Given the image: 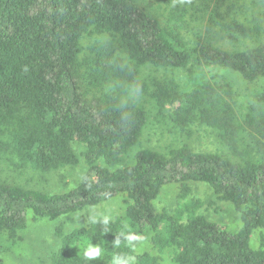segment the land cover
I'll return each instance as SVG.
<instances>
[{
  "label": "trees",
  "instance_id": "1",
  "mask_svg": "<svg viewBox=\"0 0 264 264\" xmlns=\"http://www.w3.org/2000/svg\"><path fill=\"white\" fill-rule=\"evenodd\" d=\"M212 1H176L160 19L137 0H0V149L21 163L16 167L42 178L78 162L76 143L87 164L79 183L64 192L0 181V264H8L1 254L30 223L118 196L125 209L107 233L91 221L65 235L56 227L63 238L50 264H113L117 254L131 264H264V236L250 244L264 229V84L239 117L235 93L222 77L189 76L181 84L174 76L191 63L264 82V41L228 51L206 33L184 35L191 20L199 24L205 14L225 33L249 38L262 30L259 19L251 26L235 21L238 0ZM148 67L163 73L145 77ZM145 99L176 129L209 127L235 157L183 144L138 149L121 165L147 125ZM192 182L233 204L238 230L199 213L202 201L187 198ZM171 184L182 202L173 213L156 210L162 187ZM125 224L140 241L152 231L150 243L167 261L137 252L139 243L113 246ZM85 239L101 246V258L83 257Z\"/></svg>",
  "mask_w": 264,
  "mask_h": 264
},
{
  "label": "rangeland",
  "instance_id": "2",
  "mask_svg": "<svg viewBox=\"0 0 264 264\" xmlns=\"http://www.w3.org/2000/svg\"><path fill=\"white\" fill-rule=\"evenodd\" d=\"M137 1L149 13L158 16L160 19H163L167 15L168 6L171 3H175L176 1L181 2V0ZM213 2H216V0ZM240 3L242 6H240ZM233 6L235 7V14L241 13L240 16L235 18V21L246 26H251L254 24V21L259 19L263 27L262 32L260 31L258 34L253 33L252 37L249 38L240 36L241 34L238 33L240 31L225 33L218 26L213 25L212 22L209 23L207 21L208 14H205V17H203L199 24L191 20V23L183 31L184 35L189 38L192 37L195 34L193 29H195L199 33H206L212 43L228 51L242 50L255 45L257 41H264L263 3L260 0H238L237 3H233ZM161 73H163L161 70L148 67L144 71L143 74L145 75L143 76H157ZM214 75L222 77L234 91L239 117H241V113L246 111L247 105L253 101L257 92L264 84L263 80L248 82L239 73L229 69L210 66L198 67L191 63L177 71L174 76L179 83L184 84L189 76L196 78L197 76L211 77ZM148 101L145 99L140 102L147 112V125L142 131L137 144L122 158L121 165L129 162L138 149L153 148L155 150H166L183 144L189 145L195 151L219 152L229 157H235L233 151L225 146L215 135L216 132L209 127L192 125L185 130L176 129L170 123L160 120L156 108ZM74 148L78 155V162L73 166L51 171L45 175V178H42L31 168L16 167L21 163L9 151L0 149V181L48 193L67 191L79 183L87 169V164L83 157V146L76 143L74 144ZM189 186L191 191L187 198H198L202 201L203 205L199 209L201 215L230 230L236 231L239 229L241 226L240 213L231 202L217 198L211 188L205 183L192 182ZM181 202L182 199L179 196L178 186L171 184L162 187L154 204L158 211L164 209L169 213H173ZM124 209V198L123 196H118L102 201L97 205L85 207L80 211L65 214L55 221L43 220L37 223H30L21 232L20 241L14 245H7L6 250L1 256L8 264H50L51 254L61 246L63 238L61 235L55 233L56 227H60L61 234L65 235L74 229L87 227L91 221L90 216L93 210L97 213L115 217L120 215ZM259 233L264 236V229H258L251 235L250 244L252 247L257 246ZM151 234L152 231H149L146 236L141 238L137 252L149 250L152 254L161 256L163 261H167L166 254L160 255L152 247L149 239ZM102 264L106 263L103 262Z\"/></svg>",
  "mask_w": 264,
  "mask_h": 264
},
{
  "label": "clouds",
  "instance_id": "3",
  "mask_svg": "<svg viewBox=\"0 0 264 264\" xmlns=\"http://www.w3.org/2000/svg\"><path fill=\"white\" fill-rule=\"evenodd\" d=\"M90 220L93 224H100L102 226V233H107L108 225L115 222L114 217L108 214L97 213L95 210H93ZM115 236L116 238L113 241V246L115 247H119L122 242L129 247H135L136 244L140 242V237L134 234L126 224L120 229L118 234H115ZM102 252L103 249L99 244H93L88 239L84 240L82 254L87 261L101 258ZM113 264H131V258L124 256L123 254H117L113 257Z\"/></svg>",
  "mask_w": 264,
  "mask_h": 264
}]
</instances>
